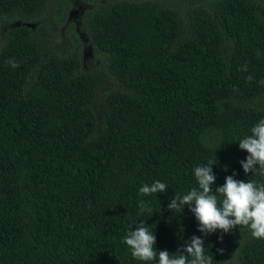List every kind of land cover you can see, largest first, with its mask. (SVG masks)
<instances>
[{
  "label": "trees",
  "instance_id": "16d2710c",
  "mask_svg": "<svg viewBox=\"0 0 264 264\" xmlns=\"http://www.w3.org/2000/svg\"><path fill=\"white\" fill-rule=\"evenodd\" d=\"M81 2L62 45L48 19L70 1L0 0V264H158L122 243L141 223L157 253L198 236L212 264H264L250 229L205 235L168 207L209 160L214 193L264 184L238 143L264 119V0ZM156 180L166 192L140 194Z\"/></svg>",
  "mask_w": 264,
  "mask_h": 264
},
{
  "label": "clouds",
  "instance_id": "9594fccd",
  "mask_svg": "<svg viewBox=\"0 0 264 264\" xmlns=\"http://www.w3.org/2000/svg\"><path fill=\"white\" fill-rule=\"evenodd\" d=\"M8 63L14 68L19 66L14 60ZM241 70L247 71V65H243ZM252 79V76L248 77L249 82ZM238 143L240 149L248 153L246 160L240 162L244 172L253 173L259 168L264 175V119L253 126L251 134ZM215 163L209 160L205 165L196 166L194 175L198 187H193L182 196L175 194L169 209L184 210L186 205L189 206L199 222L198 230L205 235L217 230L227 233L241 226L250 229L254 238L264 239V184H257L254 180H238L229 175L222 186L216 187L214 193L212 186L216 184L217 178L212 165ZM167 189L166 183L156 180L151 184L145 183L139 192L148 196L166 192ZM140 210L151 211L143 201ZM122 243L128 246L135 259L142 262L156 261L158 256V264H212V256L205 254L204 240L198 236H193L182 252L172 254L167 250H159L157 253L156 235L144 223L129 231Z\"/></svg>",
  "mask_w": 264,
  "mask_h": 264
},
{
  "label": "rangeland",
  "instance_id": "374dc122",
  "mask_svg": "<svg viewBox=\"0 0 264 264\" xmlns=\"http://www.w3.org/2000/svg\"><path fill=\"white\" fill-rule=\"evenodd\" d=\"M68 1H70V5H71L70 10L67 13V15L60 20V23L58 24V26H57V22L54 18L49 17V19H48L49 24L52 27L56 28V31L59 34L60 41H61L62 45H66L68 42H70L72 40L71 37H69L67 31L70 28L76 29V27L73 25V21H74L75 17H77V11L82 7L81 0H68ZM189 1H191V0H189ZM196 1H198V0H192L191 3H195ZM64 26H66L68 28V30L64 31L63 30ZM82 52H83L82 55H83V58L85 61V66L87 67L88 65L89 66H95L96 65L95 67H97L98 63L100 62V58L98 56L94 55L95 52L93 51V49L90 46L86 45L83 47Z\"/></svg>",
  "mask_w": 264,
  "mask_h": 264
}]
</instances>
